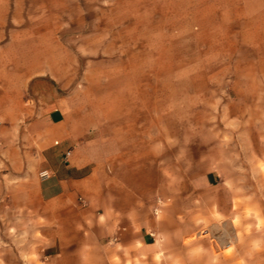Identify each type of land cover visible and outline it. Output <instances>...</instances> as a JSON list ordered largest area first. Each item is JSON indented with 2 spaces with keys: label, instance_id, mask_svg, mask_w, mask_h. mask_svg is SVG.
Here are the masks:
<instances>
[{
  "label": "rangeland",
  "instance_id": "374dc122",
  "mask_svg": "<svg viewBox=\"0 0 264 264\" xmlns=\"http://www.w3.org/2000/svg\"><path fill=\"white\" fill-rule=\"evenodd\" d=\"M182 1L0 0V56L21 39L29 52L21 63H35L37 53L45 75L67 90H85L89 102L123 89V100L134 102L132 110L151 126L157 144L166 145L174 187L165 196L172 202L188 197L187 209L168 198L166 210L174 225L183 222L187 230L178 227L169 250L150 264H264V77L260 87L256 78L243 77L250 85L246 92L229 75L236 66L256 68L258 51L232 44V30L180 27ZM259 50L264 57V44ZM15 57H0V90L15 81L4 75L19 67ZM5 127L0 264H37L43 244L37 222L5 199L13 196L2 174L13 134ZM186 162L189 186L180 188ZM219 162L230 179L203 184Z\"/></svg>",
  "mask_w": 264,
  "mask_h": 264
},
{
  "label": "crops",
  "instance_id": "0c3cea01",
  "mask_svg": "<svg viewBox=\"0 0 264 264\" xmlns=\"http://www.w3.org/2000/svg\"><path fill=\"white\" fill-rule=\"evenodd\" d=\"M182 5L180 27L228 29L237 39L232 44H252L258 51L254 61L260 63L251 70L233 67L229 75L239 91L250 86L243 77L256 78L260 87L264 0H183ZM14 43L20 46L14 48ZM14 43L0 56L16 55L20 62L4 70L15 81L0 90V126L13 133L2 174L13 189L6 201L37 222L43 241L37 264L154 262L169 250L178 227L187 230L183 222L174 225L166 210L168 198L188 208L187 193L173 202L165 196L174 187L166 145L157 144L151 126H144L132 110L134 102L123 100V89L89 102L85 90H67L45 75L37 53L31 57L35 63H21L29 52L21 39ZM187 166L180 169V188L189 186ZM229 179L219 162L202 182L221 185Z\"/></svg>",
  "mask_w": 264,
  "mask_h": 264
},
{
  "label": "built area",
  "instance_id": "2783aa9c",
  "mask_svg": "<svg viewBox=\"0 0 264 264\" xmlns=\"http://www.w3.org/2000/svg\"><path fill=\"white\" fill-rule=\"evenodd\" d=\"M81 202L84 203L83 200H81ZM158 212H159V208L158 207L154 208V213H158Z\"/></svg>",
  "mask_w": 264,
  "mask_h": 264
}]
</instances>
